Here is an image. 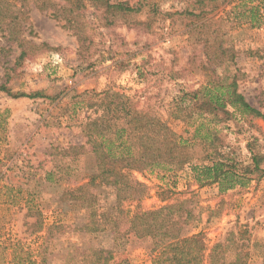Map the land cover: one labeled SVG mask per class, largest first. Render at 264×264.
<instances>
[{
    "label": "rangeland",
    "instance_id": "1",
    "mask_svg": "<svg viewBox=\"0 0 264 264\" xmlns=\"http://www.w3.org/2000/svg\"><path fill=\"white\" fill-rule=\"evenodd\" d=\"M147 1L158 8L154 18L148 19L145 10L104 8L111 30L99 28L98 47L87 62L79 58L77 38L35 5L24 24V36L42 45L33 56L21 60V49L7 47L0 34V264H64L71 244L97 250L102 260L112 254L109 264H153L150 241L128 231L130 218L136 211L184 198H192L196 216L187 234L202 232L212 247L231 230L245 231L250 264H262L264 176L251 173L248 145L263 157L264 168V120L228 107L231 117L220 111L208 121L196 118L187 124L169 112L181 90L208 86L209 78L200 72L207 63L206 40L223 44L235 55L213 67L221 83L236 82L247 102L264 112V24L251 26L238 0ZM139 2L112 0L127 6ZM89 17L94 21V14ZM2 85L13 93L41 91L47 98H13ZM110 85L134 97L140 108L156 112L191 145L193 156L181 168L133 172L149 187L141 202L116 208L114 189L101 187L100 212L110 213L102 221L104 232L78 233L75 230L88 224V217L74 210L68 197L61 198L94 171V160L91 154L61 159L59 152L86 144L82 126L91 111L78 104L81 95ZM211 133L225 156H213L214 148L207 145ZM220 162L228 165L225 170L246 178L243 184L223 191L220 183L203 180V167ZM50 171L55 173L52 183L46 180ZM37 220L43 228L33 233Z\"/></svg>",
    "mask_w": 264,
    "mask_h": 264
},
{
    "label": "trees",
    "instance_id": "2",
    "mask_svg": "<svg viewBox=\"0 0 264 264\" xmlns=\"http://www.w3.org/2000/svg\"><path fill=\"white\" fill-rule=\"evenodd\" d=\"M238 1V7L245 8L244 14L251 26L264 24V0ZM200 3L205 4V1L201 0ZM31 5L40 11H49L53 19L63 23L77 38L79 58L83 62L90 61L93 50L96 52L98 45L95 40L99 28L111 30L104 8L139 13L145 10L148 19L158 14L157 6L147 0H140L135 6L112 3V0H0V34L7 42V47L14 49L16 45L21 49V60L30 58L42 48V45L24 36V24L30 21ZM89 13L94 14V21L90 20ZM96 22L100 24L97 26ZM204 50L207 63L201 64L200 72L209 78L208 86L204 90H181L171 103L170 117L190 124L196 118L208 121V116L220 111L231 117L228 107H232L242 115L264 120V112L247 102L238 92L236 82L223 85L217 71L213 69L226 59H234L232 50L221 43L207 40ZM2 51H6V47ZM1 90L13 98H47L41 91L13 93L5 85L1 86ZM81 97L83 99L78 104L85 105L91 111L82 126L86 144L62 149L59 155L61 159H75L91 154L95 169L91 174L81 177L75 188L63 193L61 201L68 197L72 208L85 212L88 217V224L77 228L75 232L95 234L104 232L102 221L110 218V213L100 212L98 206L97 191L101 187L114 189L116 208L141 202L149 194V187L133 176V172L160 166L181 168L189 162L193 151L191 145L156 112L140 108L134 97L117 90L114 85L106 86L101 92L87 91ZM207 142L208 146L214 148L213 156H225L214 145L212 133L211 136L208 134ZM86 146L90 149L87 150ZM248 148L254 165L251 173L264 176L263 157L257 155L252 146L248 145ZM226 166L225 162H220L203 167V180L220 183L223 191L242 185V180L246 178L225 170ZM46 180L55 182V173L47 172ZM195 218L192 198L178 199L153 210L136 211L130 218L128 231L139 239L150 241L153 264H250L251 253L245 231L231 230L223 240L208 247L202 232L187 234L186 228ZM33 226L32 232L36 233L42 230L43 223L37 220ZM52 227L61 228L58 225ZM68 255L64 264H109L113 259L110 254L102 260L97 250H81L76 244H71Z\"/></svg>",
    "mask_w": 264,
    "mask_h": 264
}]
</instances>
